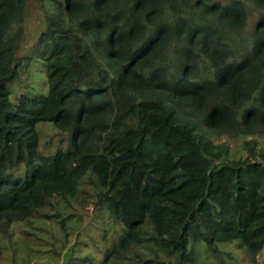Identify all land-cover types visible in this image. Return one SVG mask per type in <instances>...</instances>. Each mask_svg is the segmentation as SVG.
<instances>
[{"label":"trees","instance_id":"trees-1","mask_svg":"<svg viewBox=\"0 0 264 264\" xmlns=\"http://www.w3.org/2000/svg\"><path fill=\"white\" fill-rule=\"evenodd\" d=\"M262 136L264 0H0V239L92 203L101 264H261Z\"/></svg>","mask_w":264,"mask_h":264},{"label":"rangeland","instance_id":"rangeland-1","mask_svg":"<svg viewBox=\"0 0 264 264\" xmlns=\"http://www.w3.org/2000/svg\"><path fill=\"white\" fill-rule=\"evenodd\" d=\"M225 141L229 143L232 159L246 157L245 138L236 140L220 138L215 143L220 144ZM257 147L264 149V136L259 138ZM62 213L64 217L69 214L74 215L67 223L68 237L59 226L51 222L35 224L36 228H17L9 240L0 239V263L13 264L15 259L17 264H33L34 262L61 264L65 253H70L73 249L75 252L71 253L68 264H92L90 260H93V264H101L104 250L119 236L111 234L108 241L102 237V230L107 225L100 220L99 212L96 214V219L92 203L85 209L73 205V209L62 210ZM38 227H42L43 230ZM53 249H56L61 257L55 256L51 252ZM260 263L264 264V259H260Z\"/></svg>","mask_w":264,"mask_h":264}]
</instances>
